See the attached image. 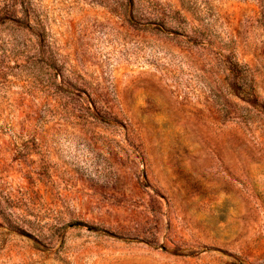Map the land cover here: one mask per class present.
Here are the masks:
<instances>
[{
    "label": "rangeland",
    "instance_id": "374dc122",
    "mask_svg": "<svg viewBox=\"0 0 264 264\" xmlns=\"http://www.w3.org/2000/svg\"><path fill=\"white\" fill-rule=\"evenodd\" d=\"M0 264H264V0H0Z\"/></svg>",
    "mask_w": 264,
    "mask_h": 264
}]
</instances>
